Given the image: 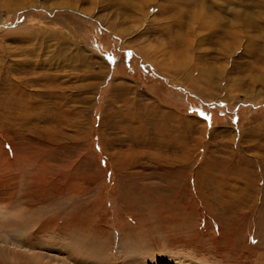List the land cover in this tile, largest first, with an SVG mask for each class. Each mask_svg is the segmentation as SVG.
<instances>
[{
    "label": "rangeland",
    "instance_id": "rangeland-1",
    "mask_svg": "<svg viewBox=\"0 0 264 264\" xmlns=\"http://www.w3.org/2000/svg\"><path fill=\"white\" fill-rule=\"evenodd\" d=\"M0 264H264V0H0Z\"/></svg>",
    "mask_w": 264,
    "mask_h": 264
}]
</instances>
